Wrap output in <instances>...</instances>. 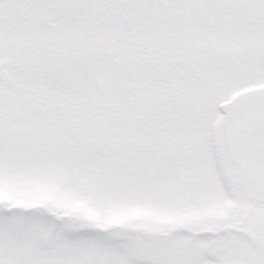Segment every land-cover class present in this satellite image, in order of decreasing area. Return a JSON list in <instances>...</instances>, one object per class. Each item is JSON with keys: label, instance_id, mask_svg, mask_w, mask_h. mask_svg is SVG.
<instances>
[{"label": "snow or ice", "instance_id": "6c2138e0", "mask_svg": "<svg viewBox=\"0 0 264 264\" xmlns=\"http://www.w3.org/2000/svg\"><path fill=\"white\" fill-rule=\"evenodd\" d=\"M0 264H264V0H0Z\"/></svg>", "mask_w": 264, "mask_h": 264}]
</instances>
